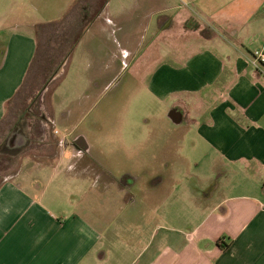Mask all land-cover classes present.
<instances>
[{
	"label": "crops",
	"instance_id": "obj_1",
	"mask_svg": "<svg viewBox=\"0 0 264 264\" xmlns=\"http://www.w3.org/2000/svg\"><path fill=\"white\" fill-rule=\"evenodd\" d=\"M104 1L0 0V146L15 128L21 130L9 139L15 151L26 146L30 131L33 141L43 138L60 148L46 161L19 152L20 169L0 184V264H264V66H254L251 59L254 51L264 49V0H132L113 16L107 10L113 0H107L103 19L91 24L101 35L109 34L107 27L120 34L122 46L134 41L135 34L150 35L154 27L163 36L177 25L190 30L174 32V64L159 67L152 89L176 98L168 116L175 146L180 140L182 148L183 136L177 132L190 123L193 145L209 148L195 157L196 171L187 176L199 186L206 184L201 190L209 192L200 199V191L187 188L179 196L175 187L171 194L176 203L192 204L179 224L183 227L146 216L137 224L142 235L136 237L119 233L115 219L119 206L132 209L137 200L141 203L133 193L142 185L141 176L116 177L104 170L89 155L91 146L84 136L53 133V113L40 125L42 111L30 100L36 94L26 91L42 56L41 42L54 33L51 29L76 6L90 5L77 34L63 42L71 46L78 38L82 43L85 33L93 31L83 30L90 14ZM183 40L189 47L181 57ZM113 43L118 45V37ZM20 94L29 103L7 125L8 110ZM187 98L191 101H184ZM183 103H189L187 111ZM76 139L80 146L73 145ZM183 158L175 150L162 161L174 160L177 167ZM166 163L162 167L167 168ZM177 178L180 170L173 172L174 183ZM154 180L153 188L144 191L146 200L170 191L163 188L161 176ZM113 191L121 200L92 197ZM97 204L108 207L110 218L92 217Z\"/></svg>",
	"mask_w": 264,
	"mask_h": 264
},
{
	"label": "rangeland",
	"instance_id": "obj_2",
	"mask_svg": "<svg viewBox=\"0 0 264 264\" xmlns=\"http://www.w3.org/2000/svg\"><path fill=\"white\" fill-rule=\"evenodd\" d=\"M105 1L98 4L97 11L90 14L87 25L83 28L84 32L90 30L91 24L99 17L103 19L106 11ZM131 3L132 0H113L107 10L113 16L122 12L125 6L128 8ZM88 8L76 6L61 23L51 29L54 33L46 35L47 43L41 42L42 56L33 67L30 90H26L29 95H32L30 92L36 94L30 100L34 105L37 103L35 106L42 111L38 116L39 124L44 122L45 117L48 121L49 113H53L56 118L55 122L50 124L53 133L57 131L60 136L68 134L72 139L84 136L91 146L89 155L102 164L104 170L113 172L116 177L127 174L141 176L138 178L139 184L142 185L133 188V193L141 199V203L137 200L132 209L119 206L117 210L115 220L119 222V233L129 237L142 235L137 224L146 216L160 224L173 222L168 224L175 228L183 227L179 224H183L186 210L192 204L184 201L176 203L177 199H174L175 196L171 193L175 192V187L179 188V196L186 192L187 188H195L201 192L198 198L202 199L204 193L209 192L201 190L206 188V184L199 186L195 180L187 177L188 173L193 174L196 171L195 157L209 151V148L204 144L193 145L190 123L177 132V135L181 133L183 136L182 148L178 146L180 140L175 146L174 126L168 116L173 112L172 106L176 98L165 92L155 93L152 89V77L162 65L174 64L177 55L174 53V40L171 41L174 32L189 33L190 30L176 23L177 27L163 36L159 29L154 27V30H150V35L135 34L134 41L122 46L121 35L112 34L108 27L106 30L109 34L102 35L96 28H91L93 31L85 33L82 43H78L77 38L71 46L70 42L63 44L65 37L72 38L77 34L85 16L84 10L88 11ZM160 34L164 38H161ZM116 37L118 45L113 43ZM182 44L184 47L181 49V57L189 47L186 40H183ZM189 45L191 46V42ZM48 61L53 63L47 64ZM49 79L51 82L48 86ZM58 84L59 90H54ZM21 96L22 94L14 101L16 104L11 107L12 111L8 110L5 122L7 125H11L22 107L29 103L28 97ZM184 101L190 102L191 99ZM182 107L187 111L189 103L188 106L183 103ZM14 108H17V111ZM188 118L189 114L186 120ZM9 134L0 146L1 152L8 153L0 154V184L11 179L20 169L22 153L46 161L50 157L53 159L60 149L57 143H47L43 138H39L37 142L33 141L30 131L25 138L28 141L26 146L15 151L17 146H9ZM73 150L70 148L69 156L73 155ZM175 150L184 157L180 165L177 162V167L174 160L167 163L162 161L173 156ZM161 163H166L168 167H162ZM48 164L52 166V163ZM179 170L181 178H177L174 183L173 172ZM143 173L145 175H142ZM159 176L164 179L163 188L170 191H164V194L150 199L152 201L146 200L149 195L144 191L151 190L153 187L150 182ZM55 184L57 183L53 185ZM92 197L110 203H114L115 197L118 201L121 200L116 191L107 195L95 192ZM103 204L105 206V203ZM100 208L97 204V207L91 210L92 217L110 218V211L106 213L108 207ZM127 218L128 220H125ZM186 226L189 227L188 222L184 228H187Z\"/></svg>",
	"mask_w": 264,
	"mask_h": 264
},
{
	"label": "built area",
	"instance_id": "obj_3",
	"mask_svg": "<svg viewBox=\"0 0 264 264\" xmlns=\"http://www.w3.org/2000/svg\"><path fill=\"white\" fill-rule=\"evenodd\" d=\"M252 64L256 67L264 66V49L254 51L251 55Z\"/></svg>",
	"mask_w": 264,
	"mask_h": 264
},
{
	"label": "flooded vegetation",
	"instance_id": "obj_4",
	"mask_svg": "<svg viewBox=\"0 0 264 264\" xmlns=\"http://www.w3.org/2000/svg\"><path fill=\"white\" fill-rule=\"evenodd\" d=\"M50 82H51V80L49 79V82H47L48 83V86H49V84H50ZM46 83V84H47ZM47 86V87H48ZM19 132H20V130L19 129H15L14 131H13V134H12V136L10 137V139H12V138H14L15 136H18V134H19ZM73 145L76 147V146H80V139H76V140H74L73 141Z\"/></svg>",
	"mask_w": 264,
	"mask_h": 264
},
{
	"label": "water",
	"instance_id": "obj_5",
	"mask_svg": "<svg viewBox=\"0 0 264 264\" xmlns=\"http://www.w3.org/2000/svg\"><path fill=\"white\" fill-rule=\"evenodd\" d=\"M172 117V116H171ZM173 117H174V114H173Z\"/></svg>",
	"mask_w": 264,
	"mask_h": 264
}]
</instances>
